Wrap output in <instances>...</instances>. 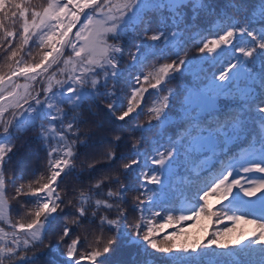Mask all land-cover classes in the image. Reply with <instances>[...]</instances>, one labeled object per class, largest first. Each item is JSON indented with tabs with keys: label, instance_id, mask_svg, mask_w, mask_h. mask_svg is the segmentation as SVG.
I'll use <instances>...</instances> for the list:
<instances>
[{
	"label": "snow or ice",
	"instance_id": "6c2138e0",
	"mask_svg": "<svg viewBox=\"0 0 264 264\" xmlns=\"http://www.w3.org/2000/svg\"><path fill=\"white\" fill-rule=\"evenodd\" d=\"M209 18L198 53L231 58L178 91L182 37ZM120 242L143 258L111 264H264V0H0V264H109Z\"/></svg>",
	"mask_w": 264,
	"mask_h": 264
},
{
	"label": "trees",
	"instance_id": "16d2710c",
	"mask_svg": "<svg viewBox=\"0 0 264 264\" xmlns=\"http://www.w3.org/2000/svg\"><path fill=\"white\" fill-rule=\"evenodd\" d=\"M149 11L155 12L156 15H158L161 20H163L167 16V13H161L157 9H149ZM218 23H219V21H216L212 18L206 19L200 24L198 30H193L192 32H186L183 35L182 40L184 42V47L181 51V55H183L184 51H187L188 59L191 61V64H190V67L185 69V71L182 74H177L175 80L172 83V86H174V87L178 86V91L181 89H186V88L192 87L193 85H196V84L206 83L208 80H210L212 78V76L214 74H218L219 69L224 65L226 60L231 58L232 54H231L230 50H226L220 56H217L215 58H208L207 56L200 54L197 51V48L199 47L200 37H199V35H196V31H199L206 36H212L216 32V25ZM15 30H18V25H17ZM160 47H163V46H160ZM157 50L159 51V48ZM32 51H33V55L35 56L38 49L33 48ZM170 58H174V57H172L171 55H169L168 57H165V59H170ZM162 62H164V60H157V59L153 58L152 60H150L148 62V65H146L144 67L143 71H147L148 68L151 67V65L153 63H162ZM255 71H256V74H259V72L261 71V63L259 62V60L257 61L256 65H255ZM124 79H125V81L129 80L127 73H125ZM20 82H23V81H20ZM237 83L239 84L240 87H243L244 86L243 78L241 79V81H238ZM121 87L123 88V91L126 95L128 92V88H124L123 85H121ZM128 87H131V84H129ZM256 91L259 92L258 89H256ZM153 98H154L153 95H146V103L150 104L152 102ZM236 104H237V101L232 100L229 103L227 110L228 111L235 110ZM171 111L173 113L181 111V109L179 108V98H176L173 100ZM137 119L142 120V119H144V116L140 115L137 117ZM172 119L175 122V120H176L175 116H173ZM254 119H255L254 114H250L249 115V123L251 124ZM250 130L254 131L255 129H250ZM168 135H171V133L170 132L166 133L162 137V142L167 140ZM153 143H154L153 138L151 135H149V144L145 145V147L151 148L153 146ZM44 156H45L44 152H42V151L37 152V153L27 157L23 161L22 164L15 165L14 171H16V173L18 175L20 174L21 171H23L25 179L27 180L29 178V174L32 172L33 169H35L37 172H39L43 169ZM224 161H225V158L223 156L216 157L211 162V171L215 172L220 167V165L222 163H224ZM182 163H183L182 158H178L177 164L179 165ZM141 167H144V165H141ZM181 174H183V169H181ZM208 174L209 173L206 171L202 175L207 176ZM194 194H195V188L194 187H189V188L185 189V191H184V195L188 196V197H191ZM129 195H131V194H129ZM177 195H179V192H177ZM182 201H183V196H180L179 199L173 200V203L175 204V206L177 208H179ZM209 201L211 204L219 207V205H217L215 196H212V199L209 197ZM13 209H14L13 210V219H15L18 216L23 214L24 210L21 209L18 205L14 204ZM193 223H195V222L188 221V222H185V223L180 224V225H174L172 227H169L159 234L158 239H162L163 236L166 235L167 233H170L172 231L177 230L178 228H183V227L190 228V230L192 232H198L199 226L197 225L196 228H192L191 226ZM225 226L233 227L231 222L225 221L219 225L214 224L212 226L211 230L215 231L217 228H223ZM86 249H87V244L84 245L82 250H86ZM142 258L143 257L140 254L139 249H137L136 247L127 246L123 242H120L118 247H117V251L114 252L109 257V264H111V262H113V261H121V260L139 261ZM259 259H260L259 254L258 253L255 254L251 258L252 264H258ZM82 264H88L87 260L82 261ZM152 264H172V262H171L170 258L165 257L162 254H157L156 257L152 260Z\"/></svg>",
	"mask_w": 264,
	"mask_h": 264
},
{
	"label": "rangeland",
	"instance_id": "374dc122",
	"mask_svg": "<svg viewBox=\"0 0 264 264\" xmlns=\"http://www.w3.org/2000/svg\"><path fill=\"white\" fill-rule=\"evenodd\" d=\"M261 175H262V174H259V173H250V174H248V176H249L250 178H259Z\"/></svg>",
	"mask_w": 264,
	"mask_h": 264
}]
</instances>
